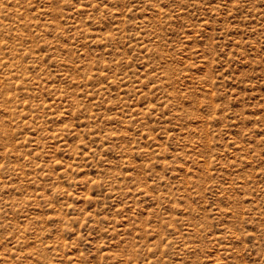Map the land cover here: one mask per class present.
<instances>
[{
	"label": "rangeland",
	"instance_id": "374dc122",
	"mask_svg": "<svg viewBox=\"0 0 264 264\" xmlns=\"http://www.w3.org/2000/svg\"><path fill=\"white\" fill-rule=\"evenodd\" d=\"M0 264H264V0H0Z\"/></svg>",
	"mask_w": 264,
	"mask_h": 264
}]
</instances>
